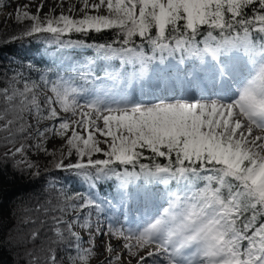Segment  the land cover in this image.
Wrapping results in <instances>:
<instances>
[{"label": "snow or ice", "instance_id": "6c2138e0", "mask_svg": "<svg viewBox=\"0 0 264 264\" xmlns=\"http://www.w3.org/2000/svg\"><path fill=\"white\" fill-rule=\"evenodd\" d=\"M33 4L12 41L58 51L0 87V163L40 177L43 154L84 190L52 176L23 207L24 264H264V0Z\"/></svg>", "mask_w": 264, "mask_h": 264}, {"label": "trees", "instance_id": "16d2710c", "mask_svg": "<svg viewBox=\"0 0 264 264\" xmlns=\"http://www.w3.org/2000/svg\"><path fill=\"white\" fill-rule=\"evenodd\" d=\"M72 38H82L76 37ZM88 42H104L111 39L110 33L95 34L86 38ZM55 45L46 43L42 39L24 38L22 41H11L0 46V87L7 84V80L17 71H22L32 79H38V69L50 66ZM85 57L92 54L91 50H71L70 53ZM31 63L34 67L28 68ZM3 148L0 147V153ZM58 177L67 182L70 191H83L84 187L73 177L61 171L45 173L41 170L40 177L21 173L15 170L11 162L0 163V264H24L22 250L14 244L8 243L11 236L19 230L18 215L25 206L33 205L43 200L49 194L47 181ZM113 189L109 185H102L98 195H109Z\"/></svg>", "mask_w": 264, "mask_h": 264}, {"label": "rangeland", "instance_id": "374dc122", "mask_svg": "<svg viewBox=\"0 0 264 264\" xmlns=\"http://www.w3.org/2000/svg\"><path fill=\"white\" fill-rule=\"evenodd\" d=\"M27 0H0V46L4 45L6 43H9L12 41V36L13 35H20L21 31L23 30L24 27L29 26L32 22L31 21H24L23 25H18L15 22L14 19V14H15V9L17 8L18 5L26 3ZM42 2V0H34V4L32 5V7H30L28 9V11L35 13L36 11V5L40 4ZM53 3H49L48 7H45L43 9L44 13H47L49 10V7H52ZM65 9H67L68 7V3L66 2L64 4ZM77 7H79V5H77ZM60 9L57 8V12L56 14H59ZM12 13L13 14V18H8L9 14ZM43 15V14H42ZM55 45V44H53ZM55 50H54V54L58 51L57 46L55 45ZM73 49H67V50H63L66 53H70V51ZM92 55H94V52L91 50ZM88 56V57H90ZM113 67H119V61H113ZM29 144L33 143V141H28ZM60 140L56 139V140H52L48 143L47 147L48 148H52L53 144H55L56 146H59L60 144ZM4 151V149H3ZM29 155L31 156L32 160L37 161L40 166H41V170L44 169V166L47 165L48 163V157H45L43 154H39V155H33L32 153H29ZM101 222L103 223L104 221V217H101ZM83 235V233H82ZM84 239L87 240L88 237L87 235H84ZM104 240H106L107 238L104 237ZM96 246H97V251L101 252L103 251L101 244H102V238L97 237L96 238ZM87 246V245H85ZM105 255H107V253H105ZM100 257L94 258L91 260L90 264H100ZM134 264V262H133Z\"/></svg>", "mask_w": 264, "mask_h": 264}]
</instances>
